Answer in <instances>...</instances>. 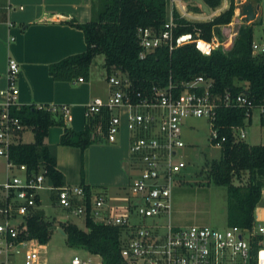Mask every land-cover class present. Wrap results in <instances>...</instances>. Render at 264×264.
Returning a JSON list of instances; mask_svg holds the SVG:
<instances>
[{
    "label": "trees",
    "instance_id": "trees-1",
    "mask_svg": "<svg viewBox=\"0 0 264 264\" xmlns=\"http://www.w3.org/2000/svg\"><path fill=\"white\" fill-rule=\"evenodd\" d=\"M220 0H202L213 9ZM89 20L78 23L70 18L65 20L70 26L82 32L85 48L82 52L68 55L48 65V74L56 81H72L77 77L87 80L89 65L97 55L103 57L102 67L105 75L116 70L125 75L133 101L148 95L151 87L171 85L172 95H178L184 82L198 76L209 78V92L223 96L225 92L243 93L252 103H261L264 99V53L251 54L253 25L260 24L258 19L241 24L228 49L214 48L208 55L201 54L192 43H184L168 49L162 44L143 51L136 36L139 27L150 28L158 32L166 21L163 0H91ZM235 8L234 0H228V6L219 14L205 21H190L180 16L172 8L170 17L173 24V37L183 33L196 35L209 40L212 34L219 37V25L230 22ZM199 11L196 6L189 7ZM208 12V10H207ZM264 40V25L261 27ZM200 91V87H196ZM138 93V96L135 95ZM135 95V96H134ZM135 99V100H134ZM30 130V142L17 141L8 147V157L15 164H24L27 172L44 169L47 182L54 188L63 186V177L55 167V159L44 143L49 126L62 127L58 144L75 146L80 151L96 138L104 137L108 112L102 110L92 121H86L81 131L68 128L62 116L57 112L47 111L44 107L33 104L19 105L12 110ZM264 126V118L259 120ZM244 125L243 107L217 106L211 127L216 129L217 138L224 139L218 146L217 158L210 159L206 166L207 182L225 189V226L235 225L249 228L253 223V209L264 187V144L249 145L245 141L235 140L232 127ZM98 137V138H99ZM209 140V139H208ZM209 143H213L212 140ZM214 144V143H213ZM247 174L243 184L233 183ZM83 190L82 201L86 207L83 217L85 231L68 220H55L46 217L37 207L38 196H34V205L14 221L17 235L15 240L34 239L45 244L54 223L63 232L64 244L79 247L90 254L100 257L99 263L124 264L119 256L120 229L118 226L94 222L89 217L90 189L80 184ZM7 199L1 196L0 208ZM259 237H255L258 239Z\"/></svg>",
    "mask_w": 264,
    "mask_h": 264
},
{
    "label": "built area",
    "instance_id": "built-area-1",
    "mask_svg": "<svg viewBox=\"0 0 264 264\" xmlns=\"http://www.w3.org/2000/svg\"><path fill=\"white\" fill-rule=\"evenodd\" d=\"M236 8V7H235ZM234 8V11H235ZM9 5L0 0V15ZM6 24L9 25L6 21ZM171 17L166 19L158 32L139 27L136 36L142 51L165 44L168 49L184 43H192L203 55L225 44L214 34L209 40L183 33L173 37ZM227 46V45H226ZM228 48V46H227ZM251 54L264 53V40L251 41ZM17 63L8 58L5 69V86L0 90V158L6 170H15L0 184L3 198L0 208V254L6 259L10 253H18L20 247L30 239L15 240L17 230L11 221V209L25 215L34 205V196L40 189H55L56 204L71 210L74 215L84 217L86 207L82 201L80 185L52 187L39 166L36 172H27L24 164H15L8 157V147L20 140V134L29 130L12 110L18 109L16 96ZM122 76L108 75L105 80L108 94L105 98L94 97L84 107L85 120L92 121L102 110L108 112L104 138L113 142L119 131V109H128L126 128L132 133L128 151L137 168V174L128 185V200L122 211L108 210L102 195L90 198L89 217L97 223L118 226L120 229L119 256L124 264H264V226L254 224L249 228L235 225L221 229L206 225L173 226L170 222L171 190L178 180L184 164L177 162V151L184 146L180 136L182 122L187 117L204 116L210 122V145L218 147L224 137L217 138L211 127L217 106L243 107L244 123L257 111L258 121L264 118V99L254 104L243 93L225 92L223 96L212 95L208 90L209 78L201 76L184 82L178 95H172L171 85L151 87L148 95L133 101L129 81ZM81 77L77 81H81ZM200 87V91H196ZM138 96V93H135ZM134 95V96H135ZM47 111L57 112L62 120H70L66 104L35 105ZM246 124L232 127L235 140L244 141ZM134 216L137 221H132ZM164 218V220H162ZM148 220V222H146ZM122 231V235H121ZM259 237L255 239V237ZM23 264H37L39 251L30 246L22 252ZM70 264H87L73 256Z\"/></svg>",
    "mask_w": 264,
    "mask_h": 264
},
{
    "label": "crops",
    "instance_id": "crops-1",
    "mask_svg": "<svg viewBox=\"0 0 264 264\" xmlns=\"http://www.w3.org/2000/svg\"><path fill=\"white\" fill-rule=\"evenodd\" d=\"M2 1L8 3L9 9L3 11L0 15V90L5 86L7 59L11 58L18 66L15 80L18 90L16 103L18 105L66 104L69 108L70 120L64 122L65 125L76 132L83 130L86 124L84 116L85 104L94 97L105 98L108 94L107 84V91L103 94L101 88L98 86L99 81H95L91 77L92 64L95 62L94 58L96 56L89 65L87 80L82 79L81 81H77V77L72 81H56L51 78L47 69L49 64L84 50L85 44L82 32L63 22L70 18L78 23L88 21L90 17L91 0ZM163 1L165 4L166 19L170 18V11L174 8L180 16L190 21L209 20L225 10L228 6V0H220L219 4L213 9L205 5L208 10L206 13L201 10L200 5L195 0ZM240 1H248L257 6L256 13L258 16L256 19H258L261 24V0ZM192 6H196L199 11L190 10L189 7ZM204 16L208 18L202 19ZM6 21L10 24L7 25ZM241 24H243L241 22V16L237 13L235 8L230 22L218 26L219 37L217 34H214V36L218 41L225 44L224 47L226 48L224 49L230 47L236 34V29ZM261 39L262 31L258 41ZM100 66L104 71L102 62ZM106 77L107 76L103 78L105 83ZM127 113V108L121 107L119 109V131L113 142H107L104 137L98 136L99 138L97 137L96 140L82 151L75 146L60 145L58 144V138L61 134L62 127L58 125L49 126L44 138L45 145L55 159V167L63 177V185L75 186L82 183L88 186L91 199L96 195H102L110 212H113L115 209L119 211L123 210L128 200L129 182L137 174L134 160L128 151L132 133L126 128ZM185 120H187V118L183 120L181 130L184 127ZM250 123L251 116L244 124L249 125ZM181 130L180 136H182ZM25 131L27 130H24L20 134L19 141H21L22 134ZM245 142L249 145H253L251 142ZM184 147L185 144L182 148ZM179 150L177 151L176 158L179 156ZM186 168L187 166L185 167L184 164L178 174V180L171 190L170 222L173 226H182L180 217L178 216L179 210L176 206L178 203L179 205L181 204V206L183 205L180 200L184 201L185 199H189L187 193H183L181 199H177L176 190L174 192L176 186L184 181V177L187 175ZM54 199L55 201L53 204H56V197H54L52 201ZM40 206L41 200L38 198L37 207L39 208ZM11 213V221L14 223L15 220H18L20 215L15 212ZM70 213L73 216L79 217L72 212ZM49 216L50 215H46V217L50 218ZM80 217L83 221V217ZM1 219L2 215L0 214V220ZM253 219H256V224L264 226V187H262L260 196L253 209ZM59 220H68L85 231V227L83 228L77 225L73 220ZM208 222V220H204L203 223L196 225L208 226ZM223 227H225V222ZM57 228L58 227L54 223L52 230H56L62 236V251L65 253V257L62 259L59 258L57 254V249L59 248L49 247L48 241L45 244H40L34 239H30L20 247L18 253H10L7 257L9 259L3 258V261L0 260L1 264H23V259L17 258L18 256L22 258L23 250L30 246L37 248L39 251L37 264H70V260L73 256H77L87 264L100 262V257L97 254H90L79 247L66 246L64 244L63 234H61ZM7 260L9 263H6Z\"/></svg>",
    "mask_w": 264,
    "mask_h": 264
},
{
    "label": "rangeland",
    "instance_id": "rangeland-1",
    "mask_svg": "<svg viewBox=\"0 0 264 264\" xmlns=\"http://www.w3.org/2000/svg\"><path fill=\"white\" fill-rule=\"evenodd\" d=\"M260 20L261 24H264V0L260 1ZM203 17L202 19H207ZM261 24L254 23L253 25V37L252 40L258 42L259 35L261 33ZM92 64L91 77L95 81H99V88H101L104 94L107 91L106 83L103 78L106 76L103 69L100 66L102 62V56L98 55L94 58ZM122 73L116 70H110L109 75L122 76ZM186 119V118H185ZM184 127L181 130V138L184 141L185 147L179 150L180 158H176L177 162L181 161L185 164L187 175L176 188L177 199H181L183 193L189 195V199L180 200L181 204L176 206L178 208V216L180 217L181 225H196L203 223L204 220H208V226L221 229L225 222V189L223 186H216L207 182L206 166L210 159L217 158L219 150L216 146H212L209 143V131L210 122L204 116L201 117H187L184 122ZM246 137L244 141L251 142L253 144H264V126H261L258 122L257 111L253 109L251 114V123L244 128ZM32 140V134L29 130L22 134L21 142H30ZM137 170V168H135ZM15 170H6L4 167V161L0 159V184H2L6 177L12 174H16ZM247 174L243 173L240 180L233 179L235 184H243L246 182ZM3 197V189L0 187V198ZM37 196L41 200V206L43 215H50L55 219H69L77 223V225L83 226L82 218L73 216L68 209H64L57 204H53L56 197L55 189H40L37 190ZM188 198V197H187ZM176 199V202H177ZM51 200V201H50ZM53 206V207H52ZM117 211V209H115ZM182 210V211H180ZM11 212L16 210L12 207ZM134 222L137 219L132 216ZM164 220V218L162 219ZM148 222V220H146ZM253 223L256 224V219H253ZM49 247H56L59 258L65 257V253L62 251L63 241L62 236L56 231L52 230L48 239ZM3 255L0 254V260L3 259ZM9 259V258H6ZM17 259H22L18 256ZM4 263V262H3ZM6 263H9L7 260ZM1 264V261H0Z\"/></svg>",
    "mask_w": 264,
    "mask_h": 264
},
{
    "label": "water",
    "instance_id": "water-1",
    "mask_svg": "<svg viewBox=\"0 0 264 264\" xmlns=\"http://www.w3.org/2000/svg\"><path fill=\"white\" fill-rule=\"evenodd\" d=\"M199 5L201 10L207 13V7L201 0H195ZM234 5L236 6L237 13L241 16V22L243 24H248L257 18V6L253 5L248 1L234 0ZM57 230L63 234V232L57 228Z\"/></svg>",
    "mask_w": 264,
    "mask_h": 264
}]
</instances>
